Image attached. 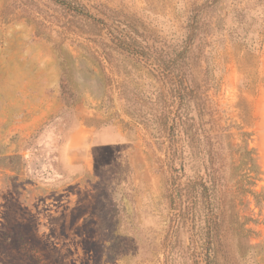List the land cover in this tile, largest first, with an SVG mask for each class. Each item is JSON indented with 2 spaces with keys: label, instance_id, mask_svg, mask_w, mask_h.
Instances as JSON below:
<instances>
[{
  "label": "rangeland",
  "instance_id": "374dc122",
  "mask_svg": "<svg viewBox=\"0 0 264 264\" xmlns=\"http://www.w3.org/2000/svg\"><path fill=\"white\" fill-rule=\"evenodd\" d=\"M73 1L98 21L0 0V264H206L208 250L213 264H264V0ZM51 77L57 109L26 137L21 125L48 112L26 98L40 105ZM181 87L187 130L174 127ZM78 125L95 137L72 147Z\"/></svg>",
  "mask_w": 264,
  "mask_h": 264
},
{
  "label": "trees",
  "instance_id": "16d2710c",
  "mask_svg": "<svg viewBox=\"0 0 264 264\" xmlns=\"http://www.w3.org/2000/svg\"><path fill=\"white\" fill-rule=\"evenodd\" d=\"M56 3L63 4L65 5L66 9L71 10L75 9L77 13L82 17V18H90L93 20H97L95 17L90 15L88 11L86 10V7L80 3H74L73 0H52ZM215 0H212V2ZM206 4L209 5L211 4V0H206ZM128 51L136 50L137 53H139L141 56L148 58V54L146 51H138L137 49H131V47H124ZM177 95L179 99V105L176 110V118H175V126L178 129L185 128L186 130L187 125L192 123V126L195 128L196 127V118L193 115H190V111L188 110V107L186 105V102L188 99V96L184 93L183 87L177 89ZM244 137H248L250 134L249 133H242ZM221 137H228L225 133L221 135ZM248 142H246V147L245 150L247 152V155L250 157V155H256L257 159H254L255 161H258V153L255 150H248ZM176 153L179 156V162L181 163V166H185V153H184V148H177ZM247 158V157H246ZM254 168L251 171L255 173V176L251 175V179L253 180V184L257 185V181L262 180L261 175L263 174L262 169L259 165V163L255 162L254 163ZM182 169V168H181ZM182 169V170H183ZM208 182V184H207ZM219 176L214 177L212 175L209 179H206V181L201 182L202 183V193L205 195L206 199V216L208 217V220L206 219V232L207 235L211 236L215 230L214 228V223H213V217L217 212V208L219 206L218 204V191H219ZM206 183V184H205ZM194 184H200V182H196ZM201 185V184H200ZM195 185L193 184H186V185H181L179 189V195H180V200L182 201V205H185V209L188 212V214H192V217L195 218V216L199 212L198 205L192 201V195H191V190ZM206 264H213L215 259L211 257V253L208 250L207 251V256H206Z\"/></svg>",
  "mask_w": 264,
  "mask_h": 264
},
{
  "label": "crops",
  "instance_id": "0c3cea01",
  "mask_svg": "<svg viewBox=\"0 0 264 264\" xmlns=\"http://www.w3.org/2000/svg\"><path fill=\"white\" fill-rule=\"evenodd\" d=\"M26 61H30L32 56L31 55H27L26 57ZM32 70L29 72V70H27L26 72H21V79H23L24 83L29 85V83L31 82V79H33L34 77L31 74ZM52 78V77H51ZM19 79V78H18ZM58 80L59 77H53L52 78V82H51V86L53 88L52 91L50 90H44L42 92H40V94L42 95V97H40V105L35 106V105H27L29 102H33L34 98H26V105L23 106V108H26L28 110H42V111H48V112H42L41 114H37L32 116L31 118H29L27 120V122L25 124H22V128L28 127V133H26V137L30 136L33 132V127L35 126H39L44 122L45 116L46 114L49 113V111H53L57 109V102H58V98L60 96V90H59V86H58ZM15 85V82H14ZM21 93L22 94H26V95H30L32 94V90L31 88H29V86H27L26 88H22L21 89ZM34 95V94H33ZM30 127V130H29ZM23 130V129H22ZM22 132V131H21ZM24 134V133H21ZM69 145L72 147H76V146H82L84 144H89L92 139L95 137L94 135V131L92 128H90L89 126L86 125H78L75 128L72 129V131L70 132L69 135ZM99 135H97L98 137Z\"/></svg>",
  "mask_w": 264,
  "mask_h": 264
},
{
  "label": "water",
  "instance_id": "95a60500",
  "mask_svg": "<svg viewBox=\"0 0 264 264\" xmlns=\"http://www.w3.org/2000/svg\"><path fill=\"white\" fill-rule=\"evenodd\" d=\"M183 167V166H182Z\"/></svg>",
  "mask_w": 264,
  "mask_h": 264
}]
</instances>
